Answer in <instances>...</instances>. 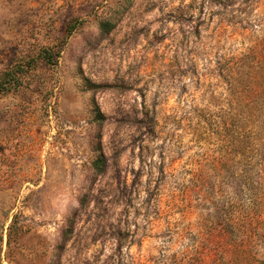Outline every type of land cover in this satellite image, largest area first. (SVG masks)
Returning <instances> with one entry per match:
<instances>
[{
    "label": "rangeland",
    "instance_id": "rangeland-1",
    "mask_svg": "<svg viewBox=\"0 0 264 264\" xmlns=\"http://www.w3.org/2000/svg\"><path fill=\"white\" fill-rule=\"evenodd\" d=\"M238 252L264 264V0H0V264Z\"/></svg>",
    "mask_w": 264,
    "mask_h": 264
},
{
    "label": "trees",
    "instance_id": "trees-1",
    "mask_svg": "<svg viewBox=\"0 0 264 264\" xmlns=\"http://www.w3.org/2000/svg\"><path fill=\"white\" fill-rule=\"evenodd\" d=\"M45 53L49 52V51H44ZM48 55V54H47ZM47 59V58H45ZM51 60L48 58V61ZM242 252H238L236 256H234L232 258L231 261L229 262H223V263H215V264H254V263H258L259 264V260L253 256V257H250V256H247V254H244Z\"/></svg>",
    "mask_w": 264,
    "mask_h": 264
}]
</instances>
